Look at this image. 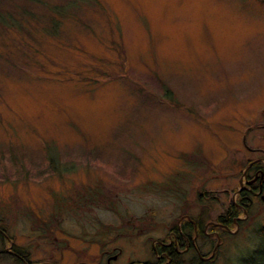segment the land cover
I'll return each instance as SVG.
<instances>
[{
  "label": "rangeland",
  "instance_id": "obj_1",
  "mask_svg": "<svg viewBox=\"0 0 264 264\" xmlns=\"http://www.w3.org/2000/svg\"><path fill=\"white\" fill-rule=\"evenodd\" d=\"M1 2L0 250L154 261L180 216L227 210L264 156V0ZM260 222L257 199L248 233L192 264H238Z\"/></svg>",
  "mask_w": 264,
  "mask_h": 264
},
{
  "label": "flooded vegetation",
  "instance_id": "obj_2",
  "mask_svg": "<svg viewBox=\"0 0 264 264\" xmlns=\"http://www.w3.org/2000/svg\"><path fill=\"white\" fill-rule=\"evenodd\" d=\"M244 162L247 163L245 170H241L240 188L238 187V190L240 189V191L235 195L236 199L229 205L227 210L218 214V216L215 217V220H210V218L204 224L203 228L199 224L198 220H196V217L189 220L184 217L187 214H183L180 216L175 226L178 233L175 230H171L168 237L169 241L167 243H164L163 241L159 242L164 243V248L173 246V249L184 255L185 258H190L193 254L200 258L201 262L211 260L209 255L205 256V254L201 251L199 241L207 239L212 241V239H216V242H218V240L222 237L223 231L231 232L232 227L230 225H236L239 216L232 217L231 223L229 222L228 217L224 218V215L228 214L230 208L236 206L241 208L243 213H246L248 212V209H253V205L257 199L264 201V156L246 159ZM242 182L243 185L241 187ZM236 190L237 189H234V193ZM245 204L250 205V207H247ZM192 226L194 227V234L190 233ZM201 230L202 233H200ZM153 248L156 253L157 261L149 264H166L165 262L159 261L162 260L163 256H168V253L166 251H162L160 254L155 244L153 245ZM213 248L211 254L214 252ZM108 264H110L109 259Z\"/></svg>",
  "mask_w": 264,
  "mask_h": 264
},
{
  "label": "trees",
  "instance_id": "obj_3",
  "mask_svg": "<svg viewBox=\"0 0 264 264\" xmlns=\"http://www.w3.org/2000/svg\"><path fill=\"white\" fill-rule=\"evenodd\" d=\"M2 1V0H0ZM6 1V0H3ZM36 1H41V0H36ZM3 6L2 2L0 3V20L5 22L7 20H9L11 17L12 19L17 23L16 18L13 15L8 16L4 14L3 9H1ZM57 12L56 13H63V8L61 10V8H57L56 9ZM20 24V23H19ZM168 93L167 95H169L170 89L167 90ZM48 158H50V162H51V166H53L54 171L53 173H58V168L56 167V162H59V158L58 155L56 153H52L50 151H48ZM240 198V196H239ZM247 207H250V205L245 204ZM251 209H248V217L241 221V229L243 230L242 234L244 233H248V222H249V216H251ZM230 214V215H229ZM244 213L242 212L241 208H238L236 206L232 207L229 209L228 214L224 215V218L228 217L229 222H232V217L234 216H240L243 215ZM227 219V220H228ZM196 220H198L199 224L201 225V227L203 228L204 224L209 220V215H206L204 210L199 211L198 215L196 216ZM176 224L171 226V230H175L178 233V230L176 229ZM231 227H234V225H230ZM213 229H217V228H213ZM191 234H194V227H191ZM202 233V230L201 232ZM227 231H223L222 234H226ZM253 235L256 237V239L254 240L255 243L253 246H248L246 248V250L248 251L245 255L241 256L238 264H264V222H260L258 228L255 230V232L253 233ZM224 240V239H223ZM222 240V241H223ZM10 241V237L7 236L5 234V232L0 229V242H4V244H7V242ZM169 241V238H165L163 239L164 243H167ZM213 243L216 242V239H212ZM164 243H156V247L159 250V253L161 254L162 251H166L168 253V256H163L162 260H160L159 262H165L166 264H192L200 262V259L196 256H191L190 259L189 258H185L184 255L178 253L177 251H175L172 247H168V248H164L163 244ZM219 250V249H218ZM217 250V251H218ZM25 249L14 245L12 251H6V249H2L0 250V259L1 258H6L10 257L12 259V264H39L37 262L31 261L29 260V255L30 252L26 251ZM218 257V252L216 253V256L213 257L208 263H212L214 262V260H216ZM144 263L149 264L152 263L150 261H145ZM46 264V263H43ZM49 264V263H48Z\"/></svg>",
  "mask_w": 264,
  "mask_h": 264
},
{
  "label": "water",
  "instance_id": "obj_4",
  "mask_svg": "<svg viewBox=\"0 0 264 264\" xmlns=\"http://www.w3.org/2000/svg\"><path fill=\"white\" fill-rule=\"evenodd\" d=\"M117 256H114V258H116Z\"/></svg>",
  "mask_w": 264,
  "mask_h": 264
}]
</instances>
